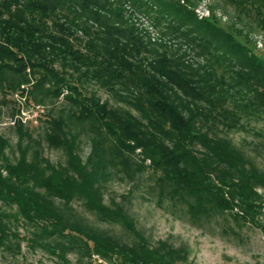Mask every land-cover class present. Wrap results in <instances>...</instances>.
<instances>
[{
  "label": "trees",
  "instance_id": "trees-1",
  "mask_svg": "<svg viewBox=\"0 0 264 264\" xmlns=\"http://www.w3.org/2000/svg\"><path fill=\"white\" fill-rule=\"evenodd\" d=\"M203 1L0 0L4 87L45 91L69 105L66 119H49L46 134L65 164L21 142L12 161L0 136V252L21 251L14 219L35 226L31 242L60 258L78 248L114 264H185V248L152 245L123 205L105 203L114 171L134 178L150 169L163 197L185 204L196 220L228 213L239 226L260 225L264 172L226 134L264 120V53L253 41L264 32V0H223L233 11L227 24L213 8L199 17ZM124 4L153 15L155 27L166 23L198 60L163 45L144 57L137 14L127 19ZM90 81L123 92L137 114L88 94ZM83 134L91 141L86 161L78 152ZM76 201L100 221L123 225L134 241L92 225Z\"/></svg>",
  "mask_w": 264,
  "mask_h": 264
},
{
  "label": "rangeland",
  "instance_id": "rangeland-1",
  "mask_svg": "<svg viewBox=\"0 0 264 264\" xmlns=\"http://www.w3.org/2000/svg\"><path fill=\"white\" fill-rule=\"evenodd\" d=\"M123 7L127 19L131 13L137 14L132 15L133 21L136 22L139 35L148 45L147 50L143 52L144 57L151 58L154 51L161 50L163 45V49L166 48L171 54L186 53L187 58L198 60L195 52L187 47L183 37L166 30V23L161 27H155L153 15L143 13V10L140 11L131 4H124ZM209 8H213L224 24L233 16L231 7L223 0H204L196 8V13L199 17L208 16ZM253 41L256 44V52L264 53V32L258 30ZM2 77L0 74V136L8 143L7 156L15 161L19 156L21 142L24 147H28L29 152L39 149L52 163L65 164V154L49 145L46 134L50 128L49 119H66L69 105L63 97L55 98L45 91L10 93L1 82ZM83 84L88 94H95L102 101H109L114 107L131 110L137 114L122 100L123 92L111 93L95 81ZM23 87L31 90L32 86L30 84ZM22 133L23 142L20 139ZM226 136L264 172V120L246 122L245 129L234 130ZM78 152L86 161L91 152V141L87 134L81 136ZM155 178L150 169L144 170L134 178L114 171L103 187L105 203L113 205L112 203L116 202L123 205L136 228L152 245L166 241L175 247L185 248L187 252L185 264H264V188L258 190L263 196L260 225L239 226L228 213L212 218L194 219L185 204L163 197L155 186ZM73 208L92 225L114 235L119 241L127 243L134 241V236L123 225L100 221L87 211L81 202H74ZM35 228L31 224L22 221L18 223L13 219L12 229L19 235L21 251L16 254L0 252V264L115 263L99 255L88 256L78 248L66 252L65 258H60L50 249L31 242L32 239H36L33 235Z\"/></svg>",
  "mask_w": 264,
  "mask_h": 264
}]
</instances>
